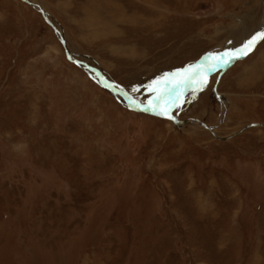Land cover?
<instances>
[{
    "label": "rangeland",
    "instance_id": "rangeland-1",
    "mask_svg": "<svg viewBox=\"0 0 264 264\" xmlns=\"http://www.w3.org/2000/svg\"><path fill=\"white\" fill-rule=\"evenodd\" d=\"M29 1L168 116L0 0V264H264V0Z\"/></svg>",
    "mask_w": 264,
    "mask_h": 264
},
{
    "label": "snow or ice",
    "instance_id": "snow-or-ice-1",
    "mask_svg": "<svg viewBox=\"0 0 264 264\" xmlns=\"http://www.w3.org/2000/svg\"><path fill=\"white\" fill-rule=\"evenodd\" d=\"M262 40H264V33H259L257 36L249 40L243 46L242 49L237 50V54L224 53L223 55L216 54L214 56H211L210 57L211 66L208 69H206L204 72L193 73V75L200 76L199 82L201 85L207 83V72L214 71L218 67H223L225 64L230 63L234 59H239L241 56L249 55L255 49L256 45ZM163 114L167 115L166 112Z\"/></svg>",
    "mask_w": 264,
    "mask_h": 264
},
{
    "label": "water",
    "instance_id": "water-1",
    "mask_svg": "<svg viewBox=\"0 0 264 264\" xmlns=\"http://www.w3.org/2000/svg\"><path fill=\"white\" fill-rule=\"evenodd\" d=\"M26 2H28V3H30L31 5H37L38 6V4H35V3H32V2H30L29 0H25ZM40 12L42 13V15L44 16V18H45V20L49 23V24H51L53 27H54V29H55V31L58 33V35L60 36V40H61V42L63 43V45H64V47H65V51H66V55H67V57L70 59V60H72L73 62H75V63H77V64H84V65H86V67L88 68V70L90 71V72H93L94 73V75H96L97 77H98V81L100 82V84H102L103 86H105V87H110V88H112L113 87V85H112V83H111V81L99 70V69H97V68H95V67H93V66H91L90 64H87V63H85L84 61H81V60H79V59H77V58H74V57H71V55H70V53H69V50H68V48H67V45H66V42H65V40H64V38H63V36L60 34V31H59V29L49 20V18L45 15V13H44V10L40 7ZM261 33H264V28H263V30H262V32ZM102 80H105L106 82V84L105 83H103V81ZM187 90V89H186ZM185 90V91H186ZM184 91V92H185ZM119 92V91H118ZM183 92V93H184ZM120 93V92H119ZM183 93H181L180 94V96L183 94ZM121 94V96L124 98V100L126 101V103H127V106L129 107V108H131V109H133V110H138V111H142V112H146V113H149V114H154V115H158V116H168V115H164L162 112H157V111H155L153 108H144V107H142V108H139V107H135V106H133L131 103H129V101H128V99H127V96H125L124 94H122V93H120ZM180 96L178 97V98H180ZM252 125H254L253 123H250L248 126H252ZM205 127H207L206 125H204Z\"/></svg>",
    "mask_w": 264,
    "mask_h": 264
},
{
    "label": "bare ground",
    "instance_id": "bare-ground-1",
    "mask_svg": "<svg viewBox=\"0 0 264 264\" xmlns=\"http://www.w3.org/2000/svg\"><path fill=\"white\" fill-rule=\"evenodd\" d=\"M32 6H34L36 9H38L39 11H40V6H37V5H32ZM44 13H45V11H44ZM45 15L47 16V14L45 13ZM48 17V16H47ZM60 34H61V32H60ZM59 36V35H58ZM59 38H60V36H59ZM66 42V41H65ZM66 45H67V43H66ZM67 48H68V46H67ZM70 53V52H69ZM72 57V56H71ZM78 65H80L81 67H83L85 70H87V71H89L88 70V68L86 67V65H84V64H78ZM204 68H205V62H203L202 64H200L199 66L197 65V67H196V69L194 70V71H192L190 74H188L187 76H185L184 78H183V80H182V82L180 83V85H179V87H176L175 88V90H174V92H173V95L172 96H174V98L172 99V103L173 104H175V103H177V101L179 100V96H180V94L181 93H183L192 83H194V81L199 77V75H193V73H197V72H204L203 70H204ZM90 72V71H89ZM103 81V83H105L106 81L105 80H102ZM106 84V83H105ZM113 85V84H112ZM107 88H109V89H111L112 91H114V93L115 94H117V95H120L121 96V94L120 93H122V94H124V92L123 91H121V90H119V89H117L114 85H113V87L112 88H110V87H107ZM120 93H119V92ZM125 95V94H124ZM171 96V97H172ZM171 97H167L163 102H162V104H164L166 101H168V99L169 98H171ZM181 97V96H180ZM128 99V101H129V103H131L133 106H135V107H139V108H142L140 105H138L135 101H131V100H129V98H127ZM136 111H138V110H136ZM171 118V117H170ZM171 119H173V118H171Z\"/></svg>",
    "mask_w": 264,
    "mask_h": 264
}]
</instances>
